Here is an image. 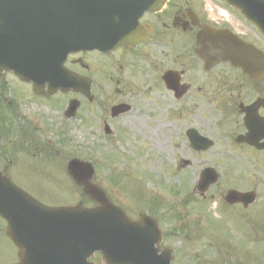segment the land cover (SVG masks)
<instances>
[{
    "label": "rangeland",
    "instance_id": "obj_1",
    "mask_svg": "<svg viewBox=\"0 0 264 264\" xmlns=\"http://www.w3.org/2000/svg\"><path fill=\"white\" fill-rule=\"evenodd\" d=\"M120 55L117 54L113 58L115 64L117 60L120 61L117 62L118 68L111 67L112 59L109 60L101 55L88 54L83 57L82 67L78 62L73 64L77 70L86 69L83 73L93 79V93L97 96L92 100L93 102L81 105L78 113L80 119L77 116L62 117L60 111L61 108L66 107L64 104L67 103V98L82 97L80 94L70 92L66 97L57 93L49 100L35 99L28 95L30 86L25 87L18 83L15 85L13 82L11 86L15 97L14 104L18 112L15 116L18 117L14 121L9 108L4 103L0 109L6 112L7 119L4 118L0 133L2 130L14 135L15 131L12 128L16 124L17 129L23 131L26 129L32 140V146L27 147L26 153L22 141L15 143L14 140L9 137L4 138L0 134L2 145L8 144L13 151L18 152L17 156L21 159L10 170L14 182L50 206L73 204L78 201L91 205L95 202L92 203L84 196L80 188L70 180L66 167L72 157L95 161L97 172L94 180L106 191L111 201L122 207L133 218H138L142 211L152 210L153 202L163 204L162 206L168 210L167 215L162 216L165 221L163 228L167 231L165 235L168 233L171 237L166 240L164 236L162 242L163 245L175 246L177 255L182 257V261L199 264L264 263V255L261 256L262 262H258L257 257H252L253 252L257 254L259 245L257 243L255 245L251 239L240 240L235 246H223L222 242L226 243L222 238L225 233L220 227L239 229L238 225L242 223V217L237 212L221 213L220 197L218 201L211 197L217 192L215 185L210 186L202 196L199 194L195 182L198 180L201 165L205 163L198 164L196 161L198 154L195 150L190 146L181 149L179 135L166 137L161 133L154 134L151 126L146 124L149 117H159L161 121H166L167 115L171 118L174 109L171 107L166 112L168 103H166L167 107L162 104L157 107V102L160 100L169 103L171 101L170 96L164 95L157 85L156 63L158 67L161 65L155 55V49H150L148 54L142 49L140 53L124 56L123 59ZM77 58L79 57L74 59ZM150 64L155 66L151 67ZM117 79L121 82L120 87ZM141 87L143 91L135 92ZM118 89L125 91L120 94ZM122 100L130 101L133 110L124 115L123 119H114L112 122L110 118L106 119L114 131L117 128L118 137L114 140L113 134L104 135V126L102 128L99 123L105 117L99 112L101 106L107 112L112 103ZM195 111L196 120H209L205 111L200 108ZM108 116L107 113L106 118ZM0 121L3 122L1 115ZM211 131L217 133L214 128ZM223 147L222 145L215 150L219 157L233 158L231 154L224 152ZM226 151L232 152L230 148H226ZM211 152L214 153L212 150ZM236 156L240 155L234 154V157ZM105 158H109L110 161L107 165ZM183 159L191 160L192 164L179 165ZM261 166H264V158L222 161L219 162L218 169L221 172L231 170L226 185L228 188L240 190L245 187L240 183L241 177L250 174L259 175ZM217 202L218 208H214ZM159 209L164 212L162 207ZM217 212L220 216L215 217ZM259 212L264 216V210ZM176 213L187 215L189 222L181 223L178 220L179 214ZM5 225L4 219L0 217V264H9L18 260V249L14 242L6 237ZM172 225L177 227L176 233L167 229V227L171 229ZM229 234L233 235L230 232ZM248 235L253 237L251 233ZM185 251L189 253L188 256ZM100 260L102 256L98 255L95 262L103 264Z\"/></svg>",
    "mask_w": 264,
    "mask_h": 264
},
{
    "label": "flooded vegetation",
    "instance_id": "obj_2",
    "mask_svg": "<svg viewBox=\"0 0 264 264\" xmlns=\"http://www.w3.org/2000/svg\"><path fill=\"white\" fill-rule=\"evenodd\" d=\"M233 1L234 6L228 0H170L161 11L147 12L143 15L142 21L148 23L145 36L150 39L141 41L132 51L136 54L143 49V52L148 54L150 49H155V55L161 65L158 67L155 62L158 69L157 85L164 95L170 96L171 101L169 103L160 100L157 102V107L161 104L166 106L168 103L166 112L171 107L174 108L171 118L167 115L166 121L152 125V132L164 134L166 137L179 135L181 149L190 146L195 150L198 154L196 160L198 164L264 158V150L258 149L257 144L246 140L250 133L248 125H255L253 128L258 129V138H253L252 141L264 145V78L261 80L250 76L243 67L231 61H218L204 67L197 52L198 34L208 28L231 33L252 44L264 54V0ZM244 10H247L248 14ZM250 11L257 16L258 24L261 26L249 18ZM121 50L116 52L121 53ZM1 104L2 101L0 106ZM199 108L208 114L209 120H196L194 113ZM212 128L217 132L216 134L211 131ZM190 130H195L208 138L210 144L206 141L207 145H205L200 139L195 146L190 140ZM1 136L9 137L6 132ZM222 145L223 149L228 146L240 156L221 159L215 150ZM6 151H11L8 144L0 149L4 154ZM190 164H192L191 160L186 159V162H181L179 165ZM258 173L259 175L250 174L241 177L240 183L245 187L236 190L243 193L242 199L228 198V192L235 189L226 185L230 175L225 176L223 182L219 178L217 183L211 185L217 187V192L211 197L217 201L220 197L221 213L237 212L242 217V223L238 225L239 229L220 227L225 233L222 236L223 241L226 242H222L223 246H235L240 240L251 239L255 245L256 243L259 245L257 254L253 252L252 257H257L258 262H262L264 216L259 211L264 210V201H262L264 166H261ZM217 206L218 202L215 207ZM159 207L160 205L157 206L154 214L164 231L166 240H169L171 236L168 233L165 235L167 231L163 228L165 221L162 218L167 214ZM218 212L215 217L220 216ZM178 217L181 223L189 222L187 215L179 214ZM171 227L167 229L176 233L177 227L173 225ZM248 233L253 237H249ZM185 254L189 255L188 252ZM179 258L182 257L179 255Z\"/></svg>",
    "mask_w": 264,
    "mask_h": 264
},
{
    "label": "water",
    "instance_id": "obj_3",
    "mask_svg": "<svg viewBox=\"0 0 264 264\" xmlns=\"http://www.w3.org/2000/svg\"><path fill=\"white\" fill-rule=\"evenodd\" d=\"M98 2L104 4L117 20L121 18L122 6L126 4V0ZM164 2L159 0L154 9L160 8ZM95 11L90 0H0V36H6L7 32L1 30L7 29L11 21L14 20L13 28L16 26V30L26 22L25 32L32 39H26V47L33 50L36 47L34 41L42 39L46 46L45 62L53 59L60 61V73L64 75L65 82L57 81L52 85V79L49 80L52 91L58 87H74L88 94L90 83L67 71L63 67V60L68 51L77 49L73 48L77 45L92 48L88 36L97 34V27L92 26V21L100 19L98 14H94ZM208 35L217 43L209 44ZM22 39L16 36L18 48ZM4 40L5 37L0 38V50H5ZM47 54L53 58L49 60ZM198 54L203 64L231 60L243 65L256 78L264 76L263 55L229 34L203 32L199 37ZM31 56L33 63L44 62L41 52H34ZM4 57L1 54L0 59ZM75 107L72 104L70 112ZM191 139L196 140L194 135ZM68 171L75 181L85 185L84 191L98 202L95 208L85 207L82 203L49 207L14 184L10 177L0 174V215L7 220V234L19 249L20 261L16 264H93L89 258L97 250L103 252L106 264H166L162 260L163 256L157 254V258L150 249V243H145L146 236L151 238L152 243L158 241L155 224L150 223L145 216L138 223L128 219L119 207L108 200L105 192L92 182L94 169L89 164L72 160ZM150 229L153 230L152 234L149 233ZM165 257L169 261V256Z\"/></svg>",
    "mask_w": 264,
    "mask_h": 264
}]
</instances>
